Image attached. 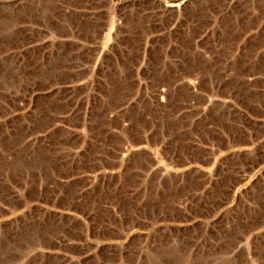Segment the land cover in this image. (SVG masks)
Listing matches in <instances>:
<instances>
[{"label": "rangeland", "instance_id": "rangeland-1", "mask_svg": "<svg viewBox=\"0 0 264 264\" xmlns=\"http://www.w3.org/2000/svg\"><path fill=\"white\" fill-rule=\"evenodd\" d=\"M0 264H264V0H0Z\"/></svg>", "mask_w": 264, "mask_h": 264}, {"label": "crops", "instance_id": "crops-1", "mask_svg": "<svg viewBox=\"0 0 264 264\" xmlns=\"http://www.w3.org/2000/svg\"><path fill=\"white\" fill-rule=\"evenodd\" d=\"M75 8L78 9V11H76L77 13H79V14H86V13H89V10H87V9H90V6H86L85 5V6H79V8L78 7H75Z\"/></svg>", "mask_w": 264, "mask_h": 264}]
</instances>
